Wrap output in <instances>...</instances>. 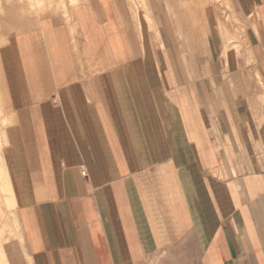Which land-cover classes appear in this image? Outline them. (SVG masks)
<instances>
[{
    "label": "crops",
    "instance_id": "0c3cea01",
    "mask_svg": "<svg viewBox=\"0 0 264 264\" xmlns=\"http://www.w3.org/2000/svg\"><path fill=\"white\" fill-rule=\"evenodd\" d=\"M68 3L0 49L23 188L1 150L19 241L0 210V264H264V0L250 51L213 13Z\"/></svg>",
    "mask_w": 264,
    "mask_h": 264
},
{
    "label": "rangeland",
    "instance_id": "374dc122",
    "mask_svg": "<svg viewBox=\"0 0 264 264\" xmlns=\"http://www.w3.org/2000/svg\"><path fill=\"white\" fill-rule=\"evenodd\" d=\"M1 1H2L4 8H3V11L0 12V49L8 45L13 39L14 35L22 31L24 27L26 28L27 24L36 23L34 22V19L38 15L36 12H33L26 7V4H27L25 3L26 0H11L10 3L7 0H1ZM121 1L125 3L126 7L129 9L132 15V19L138 25V21L142 20V17H143L142 16L143 9H142L141 4H145L146 0L145 1L144 0H121ZM147 1L151 2L153 5L154 16L156 13L163 11L165 17H167L168 5L172 3L174 5H177L178 3V0H147ZM197 1L198 0H195V1L186 0L185 4H187V6H183L180 8H183L186 11L188 9L187 13L189 16L191 15L192 12H194V9H193V3H194L196 7L195 8L196 13L203 14L201 15L202 20L209 19L208 16L211 15L212 13L213 15L220 16L223 19H226L227 20L226 24L227 26H230L231 29L233 30L235 38H237L240 35L241 37L240 40L242 39L243 44L247 45L246 50L247 51L251 50L249 41H250V38L252 37L251 27L253 28V25L249 24V21L247 20V16L249 13L248 7L250 4V0H208L209 2L207 1L205 5L198 4ZM68 4H69L68 2H65V4L63 5L64 7L62 6L53 7L52 6V7L47 8V10L43 12L48 11L45 15L59 13V12L65 13L67 12V9H70ZM230 20L232 21L231 24H230ZM233 24H235L237 28ZM10 27L12 28V30L9 31L8 29ZM201 28L204 30L203 35L208 36L207 35L208 33H206L204 26H202ZM238 30L241 31L242 33L239 34ZM215 33H216L215 36H216V39L218 40V43L221 44V40H220V37L218 36L217 30L215 31ZM197 41H198L197 37L194 36V42H197ZM1 102H2L1 104L3 105L0 104L1 105L0 107H2L0 108V147H1V150L4 152L5 157L7 159L8 167L10 169L12 179L15 184V191H16L17 199L19 200V203H20V200H21L20 194L23 192L22 191L23 188L17 187V184H18L17 180H18L19 172H17L15 169L14 158L12 157V154H11L12 150H11L10 142L7 137L8 127L11 124L10 122L11 114L8 110H6L5 100H4L3 95H2ZM1 116H3V121H2ZM5 118H6V121L4 120ZM0 174H1V170H0ZM16 208L17 207H15V205L13 206L11 204L9 199L5 197L3 198V196L0 193V210H2L1 213L5 212L2 218V223H4L5 226L7 227L6 230L2 232V236L4 240L7 238L13 239L14 237L16 241H19V237H18L17 229H16L17 227L15 228V224H14V220L16 219V215H17ZM12 212H15V214H12Z\"/></svg>",
    "mask_w": 264,
    "mask_h": 264
},
{
    "label": "bare ground",
    "instance_id": "6f19581e",
    "mask_svg": "<svg viewBox=\"0 0 264 264\" xmlns=\"http://www.w3.org/2000/svg\"><path fill=\"white\" fill-rule=\"evenodd\" d=\"M32 1H34L33 2V4H34V6H33V9L36 11V12H38V13H42L44 10H45V0H32ZM50 0H48V2H49ZM72 3L71 4H73V3H77V2H79V1H81V0H70ZM85 1V0H84ZM145 1V0H144ZM191 1V0H190ZM195 1V0H194ZM208 0H198L197 2H198V4H202V5H205L206 4V2H207ZM1 2V1H0ZM8 2H9V0H8ZM10 2H11V0H10ZM28 2V1H27ZM63 2V1H62ZM65 2V1H64ZM67 2H68V0H67ZM209 2V1H208ZM26 3V2H25ZM32 3V2H31ZM186 3V0L184 1V0H178V3H177V6H178V8H180V7H183V6H187V4H185ZM28 5H29V3H27ZM26 4V5H27ZM64 4V3H63ZM69 5V4H68ZM142 5H144V8L146 9V7L145 6H147V1H145V4H142ZM9 6V5H8ZM60 6V5H59ZM71 6V5H70ZM7 7V6H6ZM26 7H29V6H26ZM32 8V7H31ZM47 8V7H46ZM143 8V7H142ZM186 8V7H185ZM188 8H190V7H188ZM195 4L193 3V9H194V12H192L191 13V16H192V19H195V20H199V19H202V17H200L201 15H203V14H198V13H196V11H195ZM187 9V8H186ZM1 10V9H0ZM30 10H32V9H30ZM47 10V9H46ZM190 10V9H189ZM200 10V9H199ZM187 11H188V9H187ZM198 11V10H197ZM1 12V11H0ZM20 12H21V10H20ZM23 12V11H22ZM147 12V11H146ZM28 13V12H27ZM45 13V12H44ZM64 13V12H63ZM148 14V13H147ZM74 17V16H73ZM38 18V17H37ZM72 18V17H71ZM76 20V19H75ZM71 22V21H70ZM67 26V25H66ZM1 33H2V31H1ZM80 33V32H79ZM77 36H78V34H77ZM79 37V36H78ZM71 39V38H70ZM75 46V45H74ZM2 101V96H1V91H0V104L2 103L1 102ZM1 105H3V104H1ZM0 105V106H1ZM0 108H2V107H0ZM4 109V108H3ZM2 111V110H1ZM6 113V112H5ZM1 118H2V121H3V116H1ZM5 121H6V118L4 119ZM3 154V153H2ZM0 170H1V174H0V193H1V195L3 196V198L5 197V198H7V199H9L10 200V202H11V204L14 206V205H16L15 204V202L12 200V189H11V187H10V185L8 184V181H7V177H6V174H5V171H4V163H3V159H2V157H1V147H0ZM5 202V201H4ZM7 206V205H6ZM16 207V206H15ZM14 208V207H13ZM15 209V208H14ZM8 210V209H7ZM1 253V252H0ZM0 259H2V258H0ZM4 259V258H3ZM2 261V260H1Z\"/></svg>",
    "mask_w": 264,
    "mask_h": 264
},
{
    "label": "built area",
    "instance_id": "2783aa9c",
    "mask_svg": "<svg viewBox=\"0 0 264 264\" xmlns=\"http://www.w3.org/2000/svg\"><path fill=\"white\" fill-rule=\"evenodd\" d=\"M82 174H84V175H85V170H84V169L82 170Z\"/></svg>",
    "mask_w": 264,
    "mask_h": 264
}]
</instances>
